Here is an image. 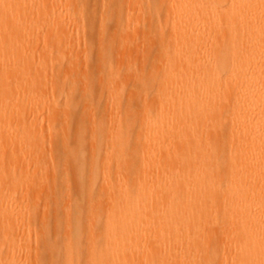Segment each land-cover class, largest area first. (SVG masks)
Segmentation results:
<instances>
[{
  "label": "bare ground",
  "instance_id": "1",
  "mask_svg": "<svg viewBox=\"0 0 264 264\" xmlns=\"http://www.w3.org/2000/svg\"><path fill=\"white\" fill-rule=\"evenodd\" d=\"M44 1L0 0V157L9 153L0 160V264H264V0H169L163 12L161 0L120 1L119 36L137 16L152 36L135 76L139 106L119 84L116 95L112 86L108 97L87 94L91 111L106 102L111 116L92 135L74 77L62 73L78 45L49 53L48 69L30 66L43 27L59 46L72 38L73 22ZM111 61L102 55L104 81L116 76ZM23 107L29 116L17 117ZM168 145L180 148L157 173L154 153ZM47 162L51 178L42 177ZM67 162L81 202L65 199ZM37 181L55 196L53 220L49 201L37 211Z\"/></svg>",
  "mask_w": 264,
  "mask_h": 264
},
{
  "label": "rangeland",
  "instance_id": "2",
  "mask_svg": "<svg viewBox=\"0 0 264 264\" xmlns=\"http://www.w3.org/2000/svg\"><path fill=\"white\" fill-rule=\"evenodd\" d=\"M84 1H86V0H48V1L42 2L43 5H45V7L55 5V9H57V11L59 12L57 14L61 16V20L62 19H63V21L71 20L73 22L72 26L69 27L70 33H71L70 35H72V38H71L70 42H66L62 46H59L58 44H56V41H54L50 38L51 34H48V29L50 27L48 28L47 25H44L47 27H43V30H42L41 35L39 36V39L37 41H35L34 44L32 45L31 52H33V54H35V59L32 63H30V66L33 67L34 69H36V68L48 69L51 66V64H50L51 62H49L50 60L48 61V54L49 53L64 52L70 44L78 45L74 49V52H72L71 56L67 57L64 60V62L61 63L62 66L64 64H67V63L70 64V67L62 68V73L70 74L74 77V83L73 84L76 88H78L79 94H82L81 96L80 95H78V96H80L79 97L80 99L83 98V100H82L83 102L85 101L84 103L81 104V101L78 98L79 100H78L77 105H79L80 107L77 106L76 110L79 111L80 114L82 113L81 117L83 119V125L85 126V129L88 132V134L92 135L91 133L93 132V129L95 127L96 122H101L100 127L103 128V127H105L104 125H107V123H109L111 121L110 120L111 116L109 114L110 109L108 106L107 107L108 110L105 111V108H104V107H106V102H105V104L102 105L103 108L100 107L99 110H97V111H91L90 104H88V102L90 103V101L88 98L86 99L85 96L89 93H96L97 98H98L99 97L98 93H99L102 97H108L107 88L111 87V86L113 87V90H111L112 94L116 95L115 91H116L117 87H120L119 85H121L122 90L126 89L124 92L126 93L128 98L129 99L131 98L132 102L136 101V104H138L135 107V105L133 103V108H138L139 102H137V100H135L137 98L136 97L137 94L135 93V90H136V88H135L136 87V77L135 76H137V74H136L137 71L139 73L143 67L144 58L146 57L148 49L151 45L150 39L152 38V36H151V34H149V32L147 35V31L149 29V25L147 23L148 21L145 22L146 23V25H145V23L143 21L144 19H142V17H140V16H137L134 18L135 21H134V24L132 26V30H130L128 32H124L121 37L119 36V32H117L113 29V28H116L115 19H116L117 14L120 10V6L118 7V4L122 5V3L120 4V1H122V0H113V1H110V0H107V1L106 0H89L88 2L87 1L85 2V7H87L86 5L89 4L88 6H90V7H88V8L84 7V5H83ZM104 1H106V5H105ZM126 1H125V3H127ZM168 2H169V0H161L159 3V5H162L161 9L163 8L165 10L166 6H168ZM125 3L123 4L124 5L123 7L126 6ZM81 5L83 6L81 8L82 10L80 9L78 11L77 7H79ZM130 6H131L130 9H132V10L139 8L136 2L131 3ZM125 9H126V7H125ZM163 9L161 10V12L164 11ZM88 10H90V11H88ZM111 11H112V13H111ZM113 11H115V12H113ZM53 12H54V10H53ZM53 12L51 11L49 13V15H52ZM54 13H56V12H54ZM94 13H95L96 17L94 16ZM83 14L85 17L83 16V18H82ZM91 14H93V15H91ZM108 14H110V15L106 20L104 17H107L106 15H108ZM60 16H58V17H60ZM110 16H111V19H110ZM114 16H116V17H114ZM58 17H56V18H58ZM92 17H94V18H92ZM99 18L100 19L102 18L101 22H99L100 21ZM40 19H43V17H40ZM108 19H110V20L108 21ZM105 20L107 21V23ZM41 21L42 20H39V21H36L35 23H33V29H36L39 24H42ZM93 22H94L93 25L95 27L94 29L91 27ZM145 26H147V29L145 28ZM149 37H150V39H148L146 42V39ZM98 39H100L102 42L99 41ZM101 46L103 47L102 49H101ZM87 52L89 53V55H91L89 59L86 58ZM102 55L109 56L111 58L112 66H113L114 70L117 71L115 74L116 76L108 77L105 81L103 80V76H102L103 73H102L101 65L99 64V63H101ZM157 58H159V57H157ZM158 60L159 59H157L156 61H158ZM58 63H60V62H58ZM156 63H158V62H156ZM118 72L120 75L118 74ZM122 73H123V75H122ZM117 76H118V78H117ZM47 77H48L47 80L49 79L47 81L48 82L47 85H48L50 82H53V80H52L51 75L50 76L48 75ZM43 78L44 77H42L41 79H43ZM100 79H101V81H100ZM90 81H91V83H89ZM104 83H105V85H104ZM51 84L52 83H50L48 85V87ZM117 84H119V85H117ZM124 87H126V88H124ZM50 88H51V86H50ZM0 95H1V93H0ZM49 96H51V94ZM101 100L103 101L102 102V104H103L105 98L100 99L98 101V103ZM154 100H155V96L150 95V97H148L147 99H143V101H141V102L143 104H150ZM79 101H80V103H79ZM86 101H87V103H86ZM85 103H86V105L88 104L87 108H86V105H84ZM107 111H108V113L106 114ZM30 112H31V108H29V107L24 108L23 107V112L21 113V115H18L17 117H24V118L28 117ZM45 120H44V123L42 125L41 131L43 132V136L46 140L47 146H45V147H46V154H47L46 157H48L47 161H50L52 163L51 158L53 160V151H54V142H52V141L56 138V135H55V137H53L54 133H52V132H51L52 134L48 133L49 122L47 121V119H45ZM68 122H70V120L67 121V119L64 118L60 121V125L58 124L59 126H57V127L65 128L66 124H68ZM57 131H58V133H57L58 135H59L60 131H62V132H60V134L63 133V129H58ZM38 133L39 132L33 133V135H37ZM14 136H15V134L13 133L9 137L2 140L1 141V148L5 149L8 145V142ZM88 144H89L88 146L91 147L90 143H88ZM177 148H180V147L178 145H168L167 149L164 150L162 153H160V152L154 153L155 156L153 157V161H151V162H152L153 166L157 169V171H158L157 173H160L159 171L165 165V162L167 160L166 156H168V154L170 152H172L173 149H177ZM88 151H89V149H88ZM8 157H9V153L6 152L3 155V158L0 157V160H3L5 158L7 159ZM50 162H47V164L48 163L49 164L46 167V170H44L42 177L51 178L52 170L50 168V166H51ZM67 164L70 166V162H67ZM68 168L70 170L68 169L69 170L68 174L65 176H66V179L69 178V180H67V181H69V183L66 181V186L68 185L69 187L70 186L71 187L70 188L66 187V189H67L66 191L68 193H66V195H64V196H65V199H66V196L68 199V195L69 196L71 195L72 200H73V198L74 199L76 198V199H78L77 201H79V195L77 197V194H76L77 193L76 187H75L76 186V180H75V182L73 181L74 180L73 178H75V177L72 175L73 171L71 170V166ZM44 174H46V175H44ZM27 175L29 177L34 176L33 173H31V170ZM70 178H71V181H70ZM39 181H37V182H39ZM242 181L243 182L246 181L245 180V173L242 177ZM70 190H71V192H70ZM26 192L27 191H24L21 194L23 196H25ZM29 192H31V191H29ZM29 192H28V195H29ZM34 192L37 196V197H35V199H37V201L36 200L35 201L38 204H40L39 206L34 204L37 207V211L39 212L40 217H42V213L44 212V209L48 206L49 203H51L50 206L47 207L46 210H47V213L49 214L48 216L50 218L51 217L53 218L54 215L56 214V206L52 203L53 200L50 202L49 197H51V195H52L53 199H54L55 196L53 194H49V193L47 195V193L42 192L40 182L38 184L37 183L34 184L33 193ZM75 194H76V196H75ZM30 196H31V194H30ZM21 198H24V197H21ZM50 199H52V198H50ZM48 201H49V203L47 204ZM79 202H81V200ZM52 218H51V220H53Z\"/></svg>",
  "mask_w": 264,
  "mask_h": 264
}]
</instances>
